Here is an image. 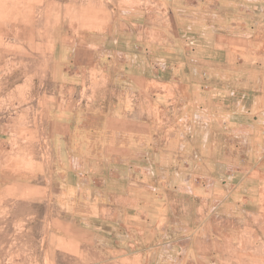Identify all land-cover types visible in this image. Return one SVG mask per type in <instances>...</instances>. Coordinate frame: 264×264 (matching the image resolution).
Segmentation results:
<instances>
[{"label":"rangeland","instance_id":"374dc122","mask_svg":"<svg viewBox=\"0 0 264 264\" xmlns=\"http://www.w3.org/2000/svg\"><path fill=\"white\" fill-rule=\"evenodd\" d=\"M126 7L138 15L130 19ZM194 19L201 31L195 36L187 27ZM113 20L136 22L139 35L146 24L148 41L162 46L149 55L171 62L188 61L204 36L233 49L259 42L264 52V0H0V264H264V201H249L237 213L228 201L219 207L229 213L226 220L177 236L167 216L151 207L101 208L108 197L99 196L86 174L93 165L92 127L99 121L105 127L109 114L123 118L124 110L109 105L116 97L108 89L117 94L112 65L92 64L98 51L83 48ZM165 100L169 108L151 112V121L176 120L172 100ZM258 141L250 156L264 150L263 138ZM163 142L162 148L179 150ZM247 150L240 146L243 156ZM83 151L89 160L80 159ZM250 184L264 185V177ZM252 195L264 197V189Z\"/></svg>","mask_w":264,"mask_h":264},{"label":"crops","instance_id":"0c3cea01","mask_svg":"<svg viewBox=\"0 0 264 264\" xmlns=\"http://www.w3.org/2000/svg\"><path fill=\"white\" fill-rule=\"evenodd\" d=\"M132 10L126 7L122 13L132 19L138 15ZM113 21L99 26L102 29L97 30L98 36L83 48L98 51L92 64L107 61L114 76L125 80L121 87L111 77L117 94L108 89L116 97L109 105L121 106L123 118L109 114L106 126L97 121L99 124L92 127L90 137L93 165L92 172L86 174H91L99 196L108 197L101 208H116V203L128 210L151 207L167 216L175 226L173 231L180 232L177 236L226 220L229 213L220 212L219 207L228 206V201L230 212L235 213L245 210L243 205L249 201L263 202L260 194L264 185L250 184L254 176L264 177V150L259 156H250L254 152L252 145L258 144L260 138L264 142V52L261 53L259 42L254 46V42L247 41L246 46L235 50L223 39L219 44L214 37L209 40L204 36L207 41L199 40L203 46H191L193 54L185 57L188 61L171 62L167 57L149 55V50L162 46L158 48L148 41L146 24L141 27L145 32L140 30L139 35L132 29L137 27L136 22ZM196 21L187 26L194 36L201 34L195 27ZM153 28L160 31V26ZM133 46H143V50H133ZM200 50H204V57L199 56ZM60 63L64 64V60L60 59ZM149 67L155 73H149ZM153 90L154 107L148 101V91ZM165 99L172 100L170 108L177 113L176 120L151 121V112L163 114L164 108H169ZM160 138L178 145L179 150L162 148L164 142ZM232 146L237 150L233 151ZM240 146L253 152L243 156ZM80 159L87 161L89 155L83 151ZM81 175L84 177L85 173ZM149 177L156 185L148 182ZM175 191L179 195L177 200ZM148 193L152 194L150 199ZM183 238L188 239L189 235L185 233Z\"/></svg>","mask_w":264,"mask_h":264}]
</instances>
